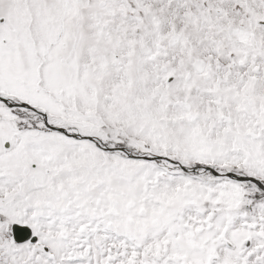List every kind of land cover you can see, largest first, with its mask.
Returning a JSON list of instances; mask_svg holds the SVG:
<instances>
[{
	"label": "snow or ice",
	"instance_id": "1",
	"mask_svg": "<svg viewBox=\"0 0 264 264\" xmlns=\"http://www.w3.org/2000/svg\"><path fill=\"white\" fill-rule=\"evenodd\" d=\"M0 264H264V0H0Z\"/></svg>",
	"mask_w": 264,
	"mask_h": 264
}]
</instances>
